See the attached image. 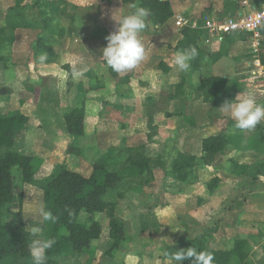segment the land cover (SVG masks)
<instances>
[{
  "label": "crops",
  "instance_id": "1",
  "mask_svg": "<svg viewBox=\"0 0 264 264\" xmlns=\"http://www.w3.org/2000/svg\"><path fill=\"white\" fill-rule=\"evenodd\" d=\"M47 1L52 2V9L44 1L36 6L31 0L21 4L32 9L18 19L20 26L13 32V42L3 48L8 53L0 55V115L17 113L27 119L16 131L14 151L40 159L38 171L50 177L60 161L67 163V157L57 153L65 133L63 116L82 106L86 136L75 141L80 155L68 156L72 165L68 169L89 177L95 163L108 159L116 168L124 163L126 149L139 146H145L147 157L161 161L150 185L140 190L121 189L113 196L119 204L116 218L124 226L126 218L134 216L133 204L142 197L148 213L139 215V223L146 227L148 219L155 224L165 221L167 232L177 236L172 246L175 251L182 247L181 241L203 234L212 250H226L234 238H240L249 245V264H264V143L258 142L264 136V120L251 131H237L235 121L219 110L225 101L232 102L239 94L264 103V65L260 60L264 57V28L258 41L237 34L221 40L210 38L201 28L206 21L250 13L264 1L258 0L255 5L252 0H233L230 4L225 0H162L170 3L172 19L160 26L147 18L148 26L140 35L144 59L124 74L115 72V78L100 56L107 46L105 37L117 27L112 14L116 10L118 17L131 13L134 10L128 6L133 3ZM14 4L15 0H0V29L5 27ZM176 16L198 25L202 30L200 45L205 51L223 52L217 62L205 58L200 71L187 78L181 94L175 86L186 71H179L173 61L184 29L175 26ZM45 19L49 21V29L43 34L46 48L35 55L33 45L43 31L38 25H29ZM41 56L46 58L41 61ZM73 67L83 70L84 75L74 80L70 74ZM209 77L227 81L225 96L216 105L203 101L198 91L200 81ZM245 86L248 94L241 92ZM149 119L153 120L152 131L147 127ZM218 134L229 137L227 148L215 163L204 166L199 161L201 142ZM179 153L197 159V166L185 182L169 175ZM25 201H29L25 204L28 207L30 200ZM153 203L157 204L155 208ZM23 216L26 219V214ZM103 216L94 214L93 220L108 232V219ZM138 227L136 233H140ZM125 232L119 262L105 256L100 247L92 257L72 253L54 256L53 260L56 264H160L161 259H151L138 250L139 244L132 242L126 228ZM6 260L10 263L5 264H34L32 257Z\"/></svg>",
  "mask_w": 264,
  "mask_h": 264
},
{
  "label": "trees",
  "instance_id": "2",
  "mask_svg": "<svg viewBox=\"0 0 264 264\" xmlns=\"http://www.w3.org/2000/svg\"><path fill=\"white\" fill-rule=\"evenodd\" d=\"M27 0H15V4L9 9L7 23L0 29V50L14 40L13 32L18 28V19L24 11L32 9L27 5H21ZM36 6L44 1L50 9L52 2L47 0H31ZM126 3L136 2L139 7L150 10L149 18L156 24L163 26L173 17L171 5L168 1L162 0H123ZM233 3V0H225V4ZM29 26H37L43 31L33 45V52L39 55L44 52L46 45L43 34L49 29V21H31ZM182 37L176 45L177 51L195 47L198 56L190 62L191 67L182 75L180 84L175 86L179 94L184 89L187 78L194 72L201 69L205 58L211 62H217L223 56L221 52L210 54L200 45L202 35L201 29H184ZM1 60V58H0ZM264 65V57L260 58ZM162 69V67H161ZM111 75L115 78V72L110 69ZM163 72H165L162 69ZM227 81L220 77H209L200 81L198 91L203 101L216 105L224 98ZM86 99V94L83 95ZM65 133L64 139L60 142L57 150L61 157L78 156L79 151L74 147V142L86 136L85 114L82 106H77L65 113L63 116ZM27 119L17 113H10L7 116L0 115V264L3 260L18 256L23 259H30L29 237L25 230L21 211H18L14 221L9 222L8 210L13 201L15 189H21L24 185H30L37 173L41 160L29 155H21L14 151L15 134L19 127H22ZM149 130H154L153 120L147 123ZM150 136L148 139H150ZM258 142L264 143V136ZM229 137L225 134H218L206 137L201 142L202 156L199 161L204 166H210L219 156L224 154ZM127 157L124 163L116 171H110L111 164L108 159L99 161L92 166L89 177L69 170L66 162L58 163L52 175L44 180L42 185V203L45 210L51 211L57 218L55 222H43L41 238H54L56 244L46 254V264H56L54 256H66L68 254L86 253L93 256L98 248V243L106 235L104 228L93 220V215L100 213L108 219L107 237L110 241V248L104 252L109 258L119 259V248L126 240L124 226L116 218V203L106 202L105 195L111 190L133 188L140 190L153 181V171L160 167V159H151L145 155V146L126 149ZM197 166V159L188 154H178L173 160L172 169L169 175L180 182L189 179L192 170ZM258 174V172H257ZM256 176V173L253 174ZM17 181L16 183V180ZM122 196L118 193V197ZM67 210L72 211L69 216ZM81 214H85L84 222L79 221ZM187 248L194 247L198 251H207L213 254V264H249V245L247 241L234 238L232 246L228 250H212L206 245L205 235L196 237L193 240L185 241ZM116 252V253H115ZM115 253V254H114ZM184 264H190L186 260Z\"/></svg>",
  "mask_w": 264,
  "mask_h": 264
},
{
  "label": "clouds",
  "instance_id": "3",
  "mask_svg": "<svg viewBox=\"0 0 264 264\" xmlns=\"http://www.w3.org/2000/svg\"><path fill=\"white\" fill-rule=\"evenodd\" d=\"M133 9L131 13L123 16H117V10L112 14V19L116 22V29L105 37L107 46L102 49L100 59L105 66L112 69L117 74H124L126 71L134 68L144 59L145 48L140 39L141 33L147 28V18L151 15L149 9L139 7L137 4H129ZM198 56L195 47L180 50L175 54L174 64L179 71H187L190 62ZM46 57L41 56L43 61ZM79 62V61H78ZM71 77L79 79L84 75L83 70L73 67ZM235 121L234 128L240 131L253 130L262 120H264V103H257L251 96H242L239 94L232 102L225 101L219 109ZM69 216L73 213L67 210ZM40 215L45 222H55L58 217L51 211L40 209ZM32 233L35 235L41 232L39 227H32ZM56 244L54 238L33 239L29 245V252L34 264H44L46 254ZM174 264H184L190 260V264H213V254L207 251H198L194 247L175 251L167 257Z\"/></svg>",
  "mask_w": 264,
  "mask_h": 264
},
{
  "label": "rangeland",
  "instance_id": "4",
  "mask_svg": "<svg viewBox=\"0 0 264 264\" xmlns=\"http://www.w3.org/2000/svg\"><path fill=\"white\" fill-rule=\"evenodd\" d=\"M252 1L254 2L255 5H258L257 4L258 0H252ZM177 28H181V27H177ZM7 53H8L7 48L0 50V55H2V56H6ZM221 53H223V52L221 51ZM241 92H243V94H246V93L248 94L249 88L247 86H245ZM32 94L35 97L33 92H32ZM254 96H255V94H254ZM1 109H4V108H1ZM256 138L257 137L255 136L254 139L256 140ZM114 159H115V161H117V159L115 157H114ZM59 163H61V161ZM66 164H67V168L72 167L71 161L68 160V156H67V163ZM41 165H42V161H41ZM114 167H115V165L111 164L110 171H116L117 168H114ZM72 171H75L74 168ZM42 172L43 171L41 169L39 171H37V173L34 176L33 182L30 184V187H26V189H24V186H25L24 185L21 189H15L14 190L13 201H12V204L9 206V210H8L9 222L14 221V218H15L16 214L18 213V211H21L22 218L24 221L25 230L28 234L30 244H31L33 239H42L41 233H42V227H43L44 220H43L42 216L40 215V209L43 208V203H42L43 193H42L41 188H42L44 180L49 178V177H45V175ZM17 181H19V180L17 179L16 183H17ZM117 192H118V189L109 191L105 195L104 200L106 202H113L114 201L113 196ZM139 198H140L139 200L135 201L136 203L133 204V202H132V204L135 207L134 216L126 218V220H125L127 223L126 226H124V224H123L124 229L126 228L127 235H129V238L132 240V242H134L135 244L136 243L139 244L138 250H140L142 253L148 255L151 259H155V260L161 259L160 264H174V262H171L170 260H168L167 257L175 252V250L172 249V246H174V244L177 242V240H178L177 236L173 235L172 233L170 234V232L169 233L167 232V230H168L167 225L168 224H166L165 221L161 222V221L157 220L158 224L156 223L157 224L156 225L154 220L152 222V219H148L149 222L146 225V227H142V225L139 223V221H140L139 215H141V214L146 215L148 213V208H147L148 205L142 203L143 202L142 197H139ZM28 199L30 200V205H28V207H26L25 204L27 205V203L29 201L26 202L25 200H28ZM114 203H116V208H117V206L119 205L118 202L114 201ZM156 205H157L156 203H153L152 207L155 208ZM229 205H230V203H229ZM228 207L229 206L226 205L225 208H228ZM150 209H152V208H150ZM24 210H25V212H24ZM23 213L26 214V219L24 218ZM27 214H29V215H27ZM84 217H85V214H81V217H79V221L81 223L84 222V219H85ZM104 219H105V222L107 223V219L106 218H104ZM117 220L120 222L119 218H117ZM137 221H138V223H137ZM217 221H219V220H216V222ZM160 223H162V224L160 225ZM138 226H141L142 228L139 229ZM32 227H39L41 229V232L34 235L31 231ZM136 227H138L137 231H139L140 233H136V231H135ZM155 228H158V229H156L158 231L157 233H155ZM204 228L205 229L203 231H205L207 229L206 226H204ZM144 231H146V232L142 234L141 232H144ZM105 233L107 235L106 230H105ZM135 233H136V235H135ZM106 235L102 238V240L97 245L98 248L100 247V249L103 250V253L106 252L110 248V245H111L110 241ZM199 236H197V237H199ZM181 242L183 245H182V247H180L179 250H184L185 248L187 249L185 241H181ZM227 246H229V247H227L226 250L231 248L232 243H229ZM119 253H121L120 248H119ZM15 257L20 258L18 256H15ZM113 259L119 262V259H117V258H113ZM6 261L7 260H3V262L1 264L10 263V262H6Z\"/></svg>",
  "mask_w": 264,
  "mask_h": 264
},
{
  "label": "built area",
  "instance_id": "5",
  "mask_svg": "<svg viewBox=\"0 0 264 264\" xmlns=\"http://www.w3.org/2000/svg\"><path fill=\"white\" fill-rule=\"evenodd\" d=\"M175 26L183 29H199L195 22L179 16L175 17ZM201 28L210 38L221 40L229 35L237 34L250 35L258 41L264 28V2L250 13L238 14L225 20L206 21Z\"/></svg>",
  "mask_w": 264,
  "mask_h": 264
}]
</instances>
